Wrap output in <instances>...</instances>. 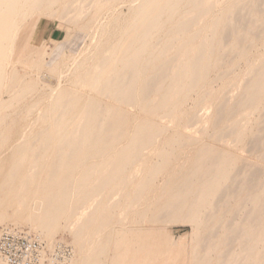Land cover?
I'll list each match as a JSON object with an SVG mask.
<instances>
[{
    "label": "bare ground",
    "instance_id": "bare-ground-1",
    "mask_svg": "<svg viewBox=\"0 0 264 264\" xmlns=\"http://www.w3.org/2000/svg\"><path fill=\"white\" fill-rule=\"evenodd\" d=\"M113 1L0 0V95L8 92L12 98L17 97L19 91L28 87L23 84L27 74L18 68L22 63V43L27 40L26 34H20L23 26V22H18L20 11L25 18L29 14L27 8L41 11L46 6L54 15L56 12L53 7L61 2L59 17L64 18L67 25H76L93 7L102 5L107 14L105 23L99 22L96 15L92 16L84 30L80 26L78 30L74 28L75 31H72L69 26L65 38L56 40L49 53L43 46L38 48L39 58L44 54L50 55L46 68H53L56 59L67 47L71 49L70 62L62 68L66 72L70 66L74 68V82L84 84L91 77L89 90L101 88L106 93H113L120 102L142 103L150 111H160L165 119L193 91H203L200 108H196L187 118V124L195 130H204L209 122L212 134L208 141L190 136L160 140L157 136L165 131L161 123L140 119L134 130H129L128 124L122 120L123 105L109 107L93 98L81 101L73 89L59 84V81L49 85V91L43 92L40 100L26 107V114L33 117L27 125L29 127L16 134L17 139L8 150L10 161L6 165L7 169L2 167L5 160L4 152H1L4 134L0 133V205L14 196L15 211L23 212L28 207L30 197L37 192L40 173L50 166L43 200L34 203L25 218L29 221L39 218L40 221L33 228L28 227L29 231H24L20 223L23 217L17 215L14 224L4 226L0 235L14 231L35 237L51 252L50 248L56 244L60 246L59 241L51 240L52 228L56 219L70 207L71 191L74 189L77 191L76 197L83 202L80 208L87 210L71 214L70 227L75 236L88 232L92 239L85 246L87 251L84 256L78 257L76 263L95 264L96 259L106 256L116 228L128 223L125 210L114 218V208L122 198L125 184L130 182L136 185L129 192L127 200L132 212H140L139 223L181 221L191 226V236L198 245L185 252L181 264H264V51L252 55L242 78L237 82H227L226 89L221 90L214 104H202L211 94L205 84L213 66L220 68L217 77L226 79L234 74L237 58L246 59L252 54L248 48L253 38H257L264 49V0H131L126 14H114L116 9H113ZM170 20L173 23L167 27L166 37L162 41L159 39L156 49L153 48L145 57L149 38L154 31L163 29L158 23ZM97 28L106 36L111 32L116 35L120 31V36L111 39L105 48L93 51L89 46L85 48V44L77 43L85 34L96 38ZM136 39L141 46L133 48ZM121 56V65L116 68L115 63ZM226 59H229V65L223 66ZM9 61L12 65L7 69ZM32 64L38 65L39 71L46 69L41 58ZM148 69L149 72H145ZM61 70L57 74H62ZM256 114L259 115L250 136L249 147L258 153L257 161L238 157L224 147L215 145L217 141L232 145L241 143L251 118ZM91 126L93 128L89 130ZM125 135L137 137L120 144L114 156L100 166L94 183L89 187L86 184L94 178V165L85 166L84 173L74 187V180L66 178L68 171L60 177H53L61 157L50 160L52 152L48 150L51 146L62 150V147L69 145L67 157L71 162L64 165V169L69 170L71 163L78 160L75 154L85 145L83 142L88 136L99 137L90 146L97 147L92 153L98 154L110 153V149L119 143L111 139ZM31 138L33 142L29 144ZM158 142L180 143L178 152L184 154L187 148H191L193 156L176 165L168 164L166 161L175 152L171 149L164 152L162 162L156 161L147 170H137L138 162L147 150L153 149L161 155L162 149L158 146L153 148ZM25 146L29 148L28 158L36 160L12 188L14 178L21 172L17 161ZM107 148L109 150L106 151ZM140 172L148 175H140ZM159 178L161 181L156 185ZM105 189L106 207H101L99 201ZM150 190L152 193L148 197ZM142 197H146L149 202L139 209ZM42 203L44 205L40 214L38 208ZM87 204L90 206H85ZM144 214H148V218ZM5 217V211L0 209V223L5 221ZM95 218H99V222L92 230L90 225ZM221 228L224 230L222 233ZM155 236L161 247H177L179 244L175 237L167 233H157ZM220 236L224 239L214 261L213 251L218 248ZM160 245H154L157 246L152 252L154 256L164 251ZM137 257L142 259L143 254L138 253ZM67 259L61 257L57 264H73L72 260ZM56 262L57 259H54L44 264ZM139 262L137 264L143 263Z\"/></svg>",
    "mask_w": 264,
    "mask_h": 264
},
{
    "label": "rangeland",
    "instance_id": "rangeland-1",
    "mask_svg": "<svg viewBox=\"0 0 264 264\" xmlns=\"http://www.w3.org/2000/svg\"><path fill=\"white\" fill-rule=\"evenodd\" d=\"M115 1V2H114ZM112 5L113 9H116L114 11V14L117 13H122L126 14L128 12L127 5L130 3L131 0H114ZM122 1V2H121ZM128 2V3H127ZM123 3V4H121ZM126 3V5H125ZM104 4H107L106 2ZM223 4V1L222 3ZM122 5V6H121ZM56 6V7H55ZM53 7L56 13L54 15L49 12V9L44 6V8L41 11H35L33 8H27V12L29 13L28 16L25 18L23 17L22 11H20V15L18 18V22H23V26L20 30V34L23 32L26 34V41L22 43V48L21 51V58H22V63L18 68L27 75H25L26 81L25 85H28L27 89L23 91H19L17 97H11L8 92L2 93L0 96H2V104H0V133L2 132L3 138H4V145L2 146L1 152H4L3 159V165L2 167L4 169H7L6 165L10 161L9 159V153L8 150L10 146L16 141L17 139V133L21 130L27 129V125L30 123V119L33 117L31 114L27 115L26 110L27 108L31 105V103H34L35 101L40 100L43 96V92L47 93L49 89L47 90V87L49 85H55L57 82L59 84H62L63 86H67L69 89H73L79 96V100H85L87 98L90 99H96L99 101L104 102L107 106H113L114 104H117L119 106H122V120L125 121L128 124V129L129 130H134V128L137 126V122L140 119H149L152 121H156L158 123H161L165 131L160 133L157 138L160 140H174L177 137H200L204 138L206 141H208L209 137L211 136V125L208 122L205 125L204 130H198L194 129L193 127H188L187 124V118L193 113V111L196 110V108H200V103L203 97V91L195 90L193 91L188 97H186L181 105L175 110L174 113L171 114L168 118H163L162 113L160 111H150L148 108L143 107L142 103H133V104H127L120 102L116 99L115 95L111 92H104L101 90V88H92L91 93L88 83L90 81L91 77H88L86 80V83L84 84H79L75 81V74H74V68L70 66V69L64 70L65 64L67 62H70V57L71 53L69 48H64L62 51V55H60L56 59V63L54 64L53 68H46L47 65L46 63L50 59V55L44 54L41 58V61L44 62V68L43 70H38L37 66L32 64L33 61L40 59L37 55L38 48L40 46H43V49L49 53V51L53 48L54 42L56 40H63L65 36L67 35V28L71 26L72 31L78 30V27L82 26L81 28L84 30L86 23L89 21V19L92 16H97L99 19V22H106L105 20L107 18L106 11H104L102 5L101 6H96L93 7L90 12L83 16L80 21L76 25H67V23L64 21V18H60V10H61V2L57 3ZM44 10V11H43ZM47 12H46V11ZM41 12V13H40ZM121 14V15H122ZM106 16V18H105ZM25 19V20H24ZM103 19V20H102ZM13 23L14 20L12 19ZM94 21V20H93ZM173 20L167 21V22H159L158 26H163V29H158L157 31L153 32V35L149 38L148 40V46L145 49V57L148 56L153 48L156 47V45L160 42H158L159 39L161 41L166 37V29L169 25H171ZM103 23V24H104ZM102 24V25H103ZM98 25V24H96ZM75 28V29H74ZM118 28H115L117 30ZM98 34L96 35V38H90L91 36L85 34L80 38L77 43L82 44L87 48L88 46L90 49L93 51L97 49H103L105 48L111 41L120 36V31L114 34V32H111L109 35H103V32L101 31L100 28H97ZM87 36V37H86ZM103 36V37H101ZM112 39V40H111ZM49 40V41H48ZM89 40L91 42H89ZM94 40V42L92 41ZM101 40V41H100ZM106 40V41H105ZM251 41V38L248 39ZM97 41H100V43H97ZM103 41V42H102ZM83 42V43H82ZM89 43V44H88ZM245 44L247 42H244ZM100 46V47H99ZM141 46V44L138 42L136 39L135 43L133 44V48ZM84 48V47H83ZM261 47L259 44V41L256 39H252L251 46L248 48L251 55H248L249 57L244 59V58H237V66L235 68V71L233 72L234 74L231 75L230 77H227L226 79H221L217 77V74L219 73V67L213 66L210 72V77L209 80L206 81L205 87L207 88L206 90H209L211 94L205 98V100L202 102L203 105H209V104H214L216 97L221 93V90L226 89V83L227 82H237V80L241 79L243 76V73L248 66V60L251 59L252 55H257L260 54L264 51V49ZM156 49V48H155ZM257 50V51H256ZM24 54L25 56H23ZM61 57V58H60ZM43 59V60H42ZM46 59V60H45ZM60 59V60H59ZM16 60V59H14ZM122 62V56L121 59H118L116 61V68H119ZM10 64H8V68L11 67L12 62L9 61ZM64 65V66H63ZM229 65V59H226V61L223 63V66H228ZM32 66V67H31ZM61 66V69H59ZM62 66L64 68H62ZM58 67V68H57ZM33 68V69H32ZM59 69V70H58ZM39 72H38V71ZM45 70V71H44ZM62 72V74H57V71ZM35 71V72H34ZM37 72V75H36ZM66 72V75H65ZM145 72H149V69L146 70ZM31 73V74H30ZM33 73V74H32ZM64 73V74H63ZM73 73V74H72ZM59 75H62L59 76ZM65 75V76H63ZM223 80V81H222ZM56 81V82H55ZM67 81V82H66ZM69 82V83H68ZM65 83V84H64ZM74 84V85H73ZM214 87H213V85ZM42 86V87H41ZM45 87V89L42 90V88ZM41 88V89H40ZM40 89V90H39ZM36 90V92H34ZM89 90V91H88ZM39 91V92H38ZM38 92V93H37ZM34 93V94H33ZM89 94V95H88ZM36 95V97L34 96ZM88 95V96H87ZM42 96V97H41ZM34 97V98H32ZM30 98V99H29ZM29 99V100H28ZM24 100L26 102H24ZM29 101V102H28ZM24 103H28L27 105ZM132 106V107H131ZM184 106V109H183ZM25 107V108H24ZM27 107V108H26ZM61 107L57 108L55 112H57ZM25 109V110H24ZM4 110V111H3ZM7 111V112H6ZM125 112V113H124ZM183 112V114L181 113ZM3 113V114H2ZM70 114V113H69ZM129 115V116H128ZM143 115V116H142ZM179 115V116H178ZM259 114H256L253 118H251L249 125L247 127V130L245 131L246 133L244 134L245 137L239 143L238 145H232V144H223L224 142L217 141L214 142L215 145L224 147L226 150L229 152L233 153L236 156H242L246 157L252 161H257L258 160V153L254 151L252 148L250 149V136L252 132L254 131V128L256 127L257 121L256 119L258 118ZM142 116V117H141ZM26 117V118H25ZM22 118V119H21ZM139 118V119H138ZM130 119V120H129ZM5 120V121H4ZM7 120V122H6ZM8 126V127H7ZM4 127V128H3ZM27 127V128H26ZM178 127V128H177ZM93 127L91 126L89 130H91ZM6 129V130H5ZM11 129V130H10ZM175 129V130H174ZM198 130V131H197ZM209 130V132H208ZM166 132V133H165ZM169 133V135H168ZM165 134V135H164ZM10 135V136H9ZM163 135V136H162ZM135 136V135H134ZM137 136L133 137L131 135H125L122 136L119 139H111L112 141L118 140V144L115 145L114 147H110L111 152H101L98 154L92 153L93 150H95L97 147H90L93 145V142L98 141L99 137H91L88 136L86 140H84V146L82 148L78 149V152L75 154L77 155L76 157L78 160L73 161V164L71 163V167L69 170L64 169L65 168V163L71 162L68 160L67 157V152L69 150V145L62 147V150H58L55 147L51 146V148L48 150L50 154V160L53 159V157H61L60 165L58 169L55 171L53 174L54 178L62 176L66 171H68V174L66 178L70 180L71 178L74 180L72 181V186L74 187L80 176L84 173V170L86 169L85 166H92L93 167V172L94 173V178L89 180V182L86 184L88 187L92 185L95 181V176L97 175V171L99 170L100 166L103 164L104 161H107L111 159L114 156V153L118 148L121 147V143H124L128 140H132L136 138ZM168 137V138H167ZM2 136L0 137L1 140ZM33 142V139L29 140V144ZM160 145V146H159ZM179 145L180 143H173V142H158V145L155 144L153 148L158 146L160 149L163 150L161 152V155L158 154V151L156 152L155 150H147L142 158L139 160L138 165H137V170L138 169H144L147 170L148 168L151 167L156 161L162 162V156L164 155L165 151L168 150H175L174 153H172L170 159L166 162L168 164L176 165L180 162H184L187 159H191V155L193 156V150H190L191 148H187V152H178L179 151ZM164 147V148H163ZM247 147V148H246ZM28 147L25 146L21 155H19V159L17 163L19 164L18 166L20 167L21 172L14 178V183L12 185V188L18 184L20 179L25 175V170L29 165H31L32 162L36 160V158H28L29 151ZM115 149V150H114ZM106 151L109 150V148L105 149ZM113 150V151H112ZM6 151V152H5ZM155 151V152H154ZM59 153V154H58ZM189 153V154H188ZM176 154V155H175ZM182 154V155H180ZM184 155V157H183ZM47 156V155H45ZM181 156V158L179 157ZM5 157V158H4ZM99 158V159H98ZM180 158V159H178ZM87 159V160H86ZM179 161H175V160ZM172 162H171V161ZM148 164V165H146ZM50 168L47 167L42 173H40V183L38 185L37 192H35L31 197L30 201L28 203V207H26L23 212H17L15 211L16 207V200H14V196L10 198L7 202H4L0 205V209L4 210L6 213V217L4 218L5 221L3 220L0 223V231L4 226L7 225H12L14 224V220L17 217V215H22L23 219L20 222L21 225L23 226L24 231H29L28 227H34L38 221L39 218L32 219V221H29L26 218L27 214L32 210L34 203H39L41 200H43V196L45 194L44 188L46 187L47 180L49 179L48 175V169ZM1 172H4L3 170ZM147 176L148 174L143 172H140V175ZM161 181V178L157 179L156 185L159 184ZM136 183L133 185L130 182H127L124 187L123 195H121L122 198L118 200V202L115 205V213H114V218H117V215L120 214L125 210V216L127 218V222L125 226L123 227H117L116 231L114 232L112 236V242L109 250L107 251L106 256H102L99 259H96L95 264H137L139 261L142 264H151L152 261H154V264H181L182 257L193 248V246L198 245L196 242V239L191 236V226L189 224L183 223L181 221H178V223H152V222H145V223H139L141 217L140 212H132V208L129 207V197L131 192V189L134 188ZM55 186L54 188H56ZM15 188V187H14ZM155 188H153L154 190ZM10 191V189H8ZM106 189L104 192H102V197L99 201L101 207H106ZM77 191L73 189L71 191V201H70V207H67L66 211L59 216L56 219L55 225L52 228V237L51 240H57L60 242L59 245H53L54 247L49 248L51 249L50 253L55 256V259H57V262L54 264H57L60 260L61 257H65L67 260H72L73 264L77 262L78 257H83L84 253L87 251L85 246L87 243H89L91 239V234L87 233H82L78 236H75V232L73 233L72 228L70 227V215L73 214L75 211H86V208L81 209L82 205V200H79L76 195ZM152 193L150 190L148 192V197ZM128 196V197H127ZM96 199H94L95 201ZM92 201V202H94ZM149 202V201H148ZM146 197H142L141 203L139 206V209L142 206H146L148 204ZM43 205L42 203L40 207L38 208L39 213H42L43 210ZM85 206H90L89 204ZM8 207V208H7ZM10 208V209H9ZM10 211H9V210ZM81 209V210H80ZM105 215H103L104 218ZM146 218H148V214H144ZM90 225V228L94 230L96 228L97 223L99 222V218H95ZM130 222V224H129ZM168 224V226H167ZM28 228V229H27ZM34 231V229L32 230ZM224 230L221 228L220 232L222 233ZM157 233H167L171 235L172 237H175L176 240H178V246H168V247H161L160 243L157 242L156 234ZM33 232H31V235L33 236ZM88 234V235H86ZM224 239V237L220 236L218 239V248H216L213 251V257L217 254L218 250H220V244L221 241ZM56 243V242H55ZM158 244L160 245V248L164 249V253H158L157 256L153 255V251L157 246H154ZM82 246V247H81ZM164 246V245H163ZM187 249H186V248ZM186 252V253H185ZM138 253L143 254L142 259H138ZM149 255H145V254ZM162 254V255H161ZM77 256V257H76ZM186 256V255H185ZM57 257V258H56ZM103 257L105 258L106 261H104ZM75 258V259H74ZM75 261V262H74ZM214 261H216V257L214 258ZM139 262V263H140ZM0 264H3L0 261ZM77 264V263H76Z\"/></svg>",
    "mask_w": 264,
    "mask_h": 264
},
{
    "label": "built area",
    "instance_id": "built-area-1",
    "mask_svg": "<svg viewBox=\"0 0 264 264\" xmlns=\"http://www.w3.org/2000/svg\"><path fill=\"white\" fill-rule=\"evenodd\" d=\"M54 259L55 255L35 237L14 231L0 235V261L3 264H44L53 262Z\"/></svg>",
    "mask_w": 264,
    "mask_h": 264
}]
</instances>
